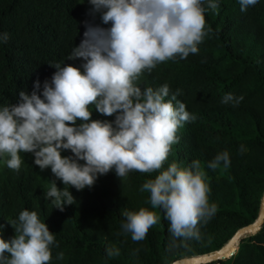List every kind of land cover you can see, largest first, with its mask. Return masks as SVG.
<instances>
[{"label":"trees","instance_id":"16d2710c","mask_svg":"<svg viewBox=\"0 0 264 264\" xmlns=\"http://www.w3.org/2000/svg\"><path fill=\"white\" fill-rule=\"evenodd\" d=\"M217 2L218 14L207 9L204 0L213 35L199 45V52L160 64L139 81L142 88L167 83L171 92L180 89L177 100L197 116L180 129L165 168L172 162L185 167L193 160L201 162L211 188L209 201L218 206L216 215L201 226V239L188 241V247H170L169 222L162 214L141 242L118 235L124 211L150 208L149 194L140 188L157 173L133 172L120 181L113 171L99 176L91 189L70 187L75 203L60 211L46 193L51 181L60 189L67 186L50 169L41 171L30 153L20 154L24 163L18 172L6 166V158L0 164L3 239L14 236L8 222L27 209L36 211L56 237L59 246L52 249V264H169L216 250L255 218L264 190V0L244 12L239 0ZM90 10L88 0H0V34L8 36L7 42H0V107L18 103L20 91L30 94L35 81L41 86L50 81L56 71L50 65L83 63L67 58L83 39L85 23L108 27ZM228 93L243 99L236 106L221 103ZM92 119L114 117L93 110ZM223 151L229 153L230 165L225 168L221 162L215 170L208 168ZM112 246L120 255L108 258L105 250ZM61 251L64 259L57 260ZM206 264H264V221L228 255Z\"/></svg>","mask_w":264,"mask_h":264},{"label":"clouds","instance_id":"9594fccd","mask_svg":"<svg viewBox=\"0 0 264 264\" xmlns=\"http://www.w3.org/2000/svg\"><path fill=\"white\" fill-rule=\"evenodd\" d=\"M257 2L239 0L241 12ZM88 4L90 14L99 15L108 27L86 22L83 39L67 58L82 60L79 67L64 61L50 65L56 69L50 81L42 86L35 81L30 94L20 91L18 103L0 107V158L18 172L24 163L20 154L30 153L41 171L50 169L67 186L60 189L51 181L46 193L60 211L75 203L70 187L91 189L99 176L113 171L120 181L133 172L157 173L140 188L149 194L150 208L124 211L118 235L141 242L162 214L169 222L170 247H188V241L201 239V226L216 215L218 206L209 201L211 188L199 160L186 167L165 164L179 142L180 129L197 116L177 100L180 89L171 92L167 83L142 88L139 81L160 64L197 54L199 45L213 35L204 0ZM219 7L217 0H207V9L218 14ZM7 39L0 34V42ZM242 99L228 93L221 103L236 106ZM93 110L114 120L92 119ZM65 151L71 155H62ZM221 162L225 168L230 165L227 151L207 167L215 170ZM8 224L14 236L3 239L0 225V264H52V249L59 245L36 211L22 210ZM105 254L113 258L120 250L108 247ZM56 259L63 260L64 253H57Z\"/></svg>","mask_w":264,"mask_h":264},{"label":"water","instance_id":"95a60500","mask_svg":"<svg viewBox=\"0 0 264 264\" xmlns=\"http://www.w3.org/2000/svg\"><path fill=\"white\" fill-rule=\"evenodd\" d=\"M264 221V190L260 196L258 209L255 218L239 228H237L228 240L216 250L208 253L181 257L171 261L169 264H206L221 259L228 255L235 244L242 238L254 234L258 231Z\"/></svg>","mask_w":264,"mask_h":264},{"label":"rangeland","instance_id":"374dc122","mask_svg":"<svg viewBox=\"0 0 264 264\" xmlns=\"http://www.w3.org/2000/svg\"><path fill=\"white\" fill-rule=\"evenodd\" d=\"M5 158H0V164L4 161ZM187 257V256H185Z\"/></svg>","mask_w":264,"mask_h":264}]
</instances>
